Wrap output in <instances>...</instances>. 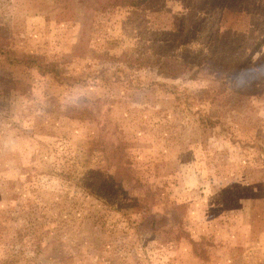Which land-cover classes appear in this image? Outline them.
Returning <instances> with one entry per match:
<instances>
[{
	"label": "rangeland",
	"instance_id": "rangeland-1",
	"mask_svg": "<svg viewBox=\"0 0 264 264\" xmlns=\"http://www.w3.org/2000/svg\"><path fill=\"white\" fill-rule=\"evenodd\" d=\"M0 264H264V0H0Z\"/></svg>",
	"mask_w": 264,
	"mask_h": 264
},
{
	"label": "trees",
	"instance_id": "trees-1",
	"mask_svg": "<svg viewBox=\"0 0 264 264\" xmlns=\"http://www.w3.org/2000/svg\"><path fill=\"white\" fill-rule=\"evenodd\" d=\"M40 73H42V72H40ZM134 181L132 182V184H131V186H130V183H128L129 184V190H131V189H137L138 191L140 190V191H145V190H147L148 191V189L147 188H149V187H151L153 184H150V185H147V182H145V181H142V180H140V179H133ZM117 187H118V190H119V193H120V195L122 196V197H126V195L128 196V194L127 193H125V192H123L121 189H120V186H118L117 185ZM162 190V188L160 187V186H156V192H155V186H154V192L155 193H160V191ZM86 196H87V194H85ZM84 196V195H83ZM136 197V196H135ZM159 197V196H158ZM164 197V195L162 196V198ZM59 240V239H58ZM87 241V243H89L90 241H91V239H88V240H86ZM76 244H78V246L82 243V240H79V241H77V242H75ZM74 246H76L75 244H74Z\"/></svg>",
	"mask_w": 264,
	"mask_h": 264
}]
</instances>
